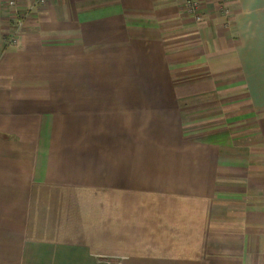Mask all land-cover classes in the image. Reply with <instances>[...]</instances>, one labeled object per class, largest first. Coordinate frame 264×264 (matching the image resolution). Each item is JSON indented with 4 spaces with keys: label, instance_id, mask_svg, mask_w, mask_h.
Returning a JSON list of instances; mask_svg holds the SVG:
<instances>
[{
    "label": "crops",
    "instance_id": "0c3cea01",
    "mask_svg": "<svg viewBox=\"0 0 264 264\" xmlns=\"http://www.w3.org/2000/svg\"><path fill=\"white\" fill-rule=\"evenodd\" d=\"M0 0V264H264V0Z\"/></svg>",
    "mask_w": 264,
    "mask_h": 264
},
{
    "label": "built area",
    "instance_id": "2783aa9c",
    "mask_svg": "<svg viewBox=\"0 0 264 264\" xmlns=\"http://www.w3.org/2000/svg\"><path fill=\"white\" fill-rule=\"evenodd\" d=\"M39 5H45L49 0H35ZM221 7L224 16H230L232 6L231 0H216ZM10 6L17 7V0H9ZM186 9L190 12L196 21L202 20L204 14L202 12L200 0H185Z\"/></svg>",
    "mask_w": 264,
    "mask_h": 264
}]
</instances>
